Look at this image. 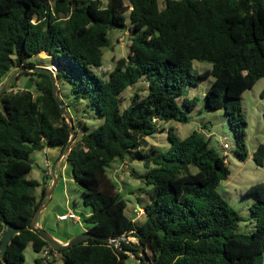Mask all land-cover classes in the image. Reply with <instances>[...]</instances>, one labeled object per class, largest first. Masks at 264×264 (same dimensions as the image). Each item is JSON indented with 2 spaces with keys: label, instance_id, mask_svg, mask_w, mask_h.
I'll return each instance as SVG.
<instances>
[{
  "label": "trees",
  "instance_id": "trees-1",
  "mask_svg": "<svg viewBox=\"0 0 264 264\" xmlns=\"http://www.w3.org/2000/svg\"><path fill=\"white\" fill-rule=\"evenodd\" d=\"M116 27L130 30L128 54L106 76L96 68L103 64V48L112 43L109 31ZM42 52L50 63L29 59ZM195 59L212 65L191 72ZM42 64L55 65L58 82L71 84V100L62 99L76 112V118L70 115L77 136L67 160L83 185L84 204L91 207L84 216L86 229L119 236L120 247L90 236L54 248L32 228L50 175L44 168L43 179L28 177L34 167L28 159L50 145L63 150L71 131L51 75L25 69L0 94V264H24L30 242L37 251L49 250L35 264H129L130 252L140 259L137 264H146L140 248L149 264H262L264 183L247 188L255 194L249 206L254 228L235 231L242 215L217 189L230 172L225 155L201 129L181 136L174 122H187L198 100L184 95V86L212 75L206 105L223 108L235 155L246 157L241 98L264 77V0H0V88L18 68ZM22 74L30 75L31 88L15 89ZM143 79L145 92L136 90L123 108V91ZM82 99L103 118L90 130L75 108ZM160 130L170 140L165 149L147 138ZM263 156L259 143L253 158L262 164ZM117 157L139 159L147 167L143 221L127 213V200L107 174L106 165ZM7 222L20 230L2 259Z\"/></svg>",
  "mask_w": 264,
  "mask_h": 264
},
{
  "label": "rangeland",
  "instance_id": "rangeland-1",
  "mask_svg": "<svg viewBox=\"0 0 264 264\" xmlns=\"http://www.w3.org/2000/svg\"><path fill=\"white\" fill-rule=\"evenodd\" d=\"M127 22L129 23V12L126 11ZM112 43L105 46L103 54V64L97 67L96 71L108 76V73L114 68L115 62L119 57L128 54V42L130 30L129 28L116 27L109 31ZM35 62L44 61L45 63L51 62V57L46 53L34 55L29 58ZM211 61L205 59L193 60L190 68L191 72L197 73L206 68H210ZM30 75L22 74L20 76L19 85L25 86L29 81ZM213 76H205L200 80H196V84H186L183 89V94L189 97L196 95L198 100L193 109L188 111L190 116L187 122H174V130L181 136L188 134L192 129H201L205 134L210 135V144L214 146L217 151L225 155L227 165L229 167V174L227 177L222 178L217 189L219 193L242 215L235 231L249 232L254 228V220L249 208L252 201L255 199V194L247 192V188L255 183H264V156L263 163H257L253 158V151L259 143L264 144V95L261 91L264 87V77H260L253 84L252 87L247 88L242 93L241 106L242 113L247 121L245 131V142L247 146V155L244 159H240L235 155V139L233 130L230 127L227 115L222 107L212 108L206 105L205 91L208 88ZM17 84V83H16ZM33 86V84H32ZM31 86V87H32ZM60 94L62 98L67 101L71 100L72 91L71 84L64 79L58 82ZM147 82L143 79L136 84L129 86L122 93V107L127 106L131 101V95L136 90L141 93L145 92ZM75 108L84 119L83 124H87L88 130L97 127L103 120L96 109L88 105L85 99L76 102ZM71 112V111H70ZM72 112L75 111L72 110ZM205 122L206 126L202 127ZM148 140L151 143H156L160 148L165 149L170 145V140L166 130H160L156 133L149 135ZM226 141L229 146L224 148L222 143ZM31 156L36 160L33 169L28 173V177L43 179L42 168L47 167L46 151L44 149L34 150ZM55 161V158L52 159ZM39 165V166H38ZM107 174L116 183L117 189L127 200L128 205L126 211L134 218L143 221L145 219L144 205L149 200L147 188L150 187L144 180L143 175L147 171L144 162L139 159L131 160L126 157L115 158L106 165ZM49 184L48 189L51 188ZM54 199L45 209L48 212L50 223H46V227L55 234L65 232L64 230L77 231L87 223L84 220L86 212L91 210V207L85 205L83 202V185L76 181L73 177L72 165L67 160L62 171V175L55 185L52 194ZM58 201V203H57ZM68 203L75 208L76 212L82 217L80 221L68 218V220H61L57 217L59 210L65 209ZM130 239L137 240L134 236ZM25 262L24 264H35L36 257L44 256V251H37L30 242L25 249ZM131 257L128 259L129 264H137L140 259L132 252ZM264 264V255L263 261Z\"/></svg>",
  "mask_w": 264,
  "mask_h": 264
},
{
  "label": "water",
  "instance_id": "water-1",
  "mask_svg": "<svg viewBox=\"0 0 264 264\" xmlns=\"http://www.w3.org/2000/svg\"><path fill=\"white\" fill-rule=\"evenodd\" d=\"M25 69H30L32 71H38V70L46 71L51 75L55 97H56L57 101L60 103L62 115L67 119L68 123L70 124V131H71V136H70L68 142L66 143L64 149H63V153L61 155V158H60V161L58 164V171L57 172H56L57 164L54 165L53 183L51 184V188L47 190L46 195H45V198H46L45 201H43L39 205V207L37 208V210H36V212L32 218V221H31L32 228L40 231L41 234L43 235V237L45 239H47L49 241L50 245L54 248L68 247V246L75 244L78 241H80L84 238L90 237V236L104 239V240L112 242L116 246L120 247V245H119L120 237L119 236L114 237L111 235L97 234L95 232L90 231L89 229H85L84 231H81V232L71 236L66 242H62L48 228L44 227L40 223H37V220H38L40 214L43 212V210L48 205V202L50 201V199L52 197L53 189H54L55 185L57 184V182H58V180L62 174V168H63L64 162L67 159V156H68L70 149L72 148L73 141L75 140V138L77 136V131H76V127L74 125V120H73L72 116L70 115L68 107L65 105V103L61 97L56 73L50 66H46V65H25L23 67L18 68L5 80V82L3 83V85L0 88V94L4 90L9 88V86L11 85V83L15 79V77H17V75ZM31 86H32V82H31V78H29V81L25 85V88L29 89V88H31ZM28 160L33 164L35 163V159L33 157L29 158ZM6 225L7 226L2 233V242H1L2 259H5V253H6L8 246H9V242H10L12 236L15 233L19 232V230H20V227L14 223L7 222ZM122 237L125 238L126 240L130 239L129 235H123ZM139 252L146 259V264H149L150 261H149V258L147 256L145 250H143V248H140Z\"/></svg>",
  "mask_w": 264,
  "mask_h": 264
},
{
  "label": "crops",
  "instance_id": "crops-1",
  "mask_svg": "<svg viewBox=\"0 0 264 264\" xmlns=\"http://www.w3.org/2000/svg\"><path fill=\"white\" fill-rule=\"evenodd\" d=\"M43 53H45V52H43ZM42 65H44V64H42ZM46 66H49V64H47ZM2 84V81H0V85ZM21 86L19 85V80L17 81V84H16V86H15V89H17V88H20ZM68 110H69V112H70V114L71 115H73L74 116V118H76L77 117V115H74V112H72V110H74V108L72 107V106H69L68 107ZM75 111V110H74ZM75 114H76V112H75ZM206 126V123L205 122H203L202 123V126H201V128L202 127H205ZM44 150L46 151V155H47V157H46V163H47V160H48V163H49V165H51V168H52V172L51 173H48V172H46L48 175H50V177H47V179H46V181L44 182V184H47V186H49V184L51 183V181L53 180V174H54V165L55 164H57V167H56V172L58 171V164H59V161H60V158H61V155H62V153H63V150H62V145H50V146H47V147H45L44 148ZM55 158V161L53 162L52 161V159H54ZM66 161H67V159L65 160V162H64V165H63V168H62V171H63V169H64V166H65V163H66ZM35 162H36V160H35ZM39 166V165H38ZM47 166H48V164H47ZM39 168H40V170H42L43 171V174H44V168H42V167H40L39 166ZM62 175V174H61ZM61 177V176H60ZM60 179V178H59ZM41 180V179H40ZM41 193H42V186H39L38 187V189H37V195H38V198L39 197H41ZM45 196H43V198H42V202L43 201H45ZM54 199V193L52 194V197H51V199H50V201L48 202V205L51 203V201ZM57 203H58V201H57ZM47 205V206H48ZM47 206H46V208H47ZM69 207H72L69 203H68V201H67V205H66V208L65 209H62V210H59L58 212H57V217H58V214L59 213H62V212H65V211H67L68 210V208ZM45 208V209H46ZM45 209L43 210V212L40 214V216H39V218H38V220H37V223H40V224H42L44 227H46V223H50V220H49V216H48V212L46 211L45 212ZM90 213V211L89 212H86V214H89ZM63 220H68V219H63ZM46 228H48L49 229V227L47 226ZM86 229V226L84 225L81 229H79V230H77V231H70V230H64L65 232H63V233H60V234H55L54 233V235L60 240V241H62V242H66L71 236H73V235H75V234H77V233H79V232H81V231H84Z\"/></svg>",
  "mask_w": 264,
  "mask_h": 264
},
{
  "label": "built area",
  "instance_id": "built-area-1",
  "mask_svg": "<svg viewBox=\"0 0 264 264\" xmlns=\"http://www.w3.org/2000/svg\"><path fill=\"white\" fill-rule=\"evenodd\" d=\"M49 66L55 71V69H56V66L55 65L51 64ZM209 134H207V135H209ZM222 146L224 148H226V147L229 146V144H228V142L224 141L222 143ZM47 164H48V166L46 167L47 168V171L46 172L51 173L52 172V168H51V165H49L48 160H47ZM58 218L61 219V220L68 219V218H73L74 220L80 221L82 217L76 212V210H75L74 207H69L67 211L62 212V213H59L58 214ZM44 252H45V254H47L49 252V250L48 249H45Z\"/></svg>",
  "mask_w": 264,
  "mask_h": 264
}]
</instances>
